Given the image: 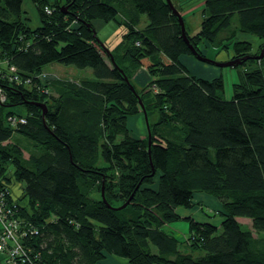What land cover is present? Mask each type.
Here are the masks:
<instances>
[{"label": "trees", "instance_id": "trees-1", "mask_svg": "<svg viewBox=\"0 0 264 264\" xmlns=\"http://www.w3.org/2000/svg\"><path fill=\"white\" fill-rule=\"evenodd\" d=\"M22 2L0 0V72L13 66L20 78L0 79V190L16 202L24 264H264V238L237 221L264 232V70L244 72L224 100L221 76L197 77L182 62L191 51L165 0H31L34 28ZM201 13L199 31L185 32L200 55L199 47L230 45L234 58L251 56L238 33L264 42V0H203ZM93 20L122 29L121 62L97 44ZM53 64L90 68L93 78L71 88L66 76L46 73ZM124 64L153 74L148 91L129 89ZM19 106L24 113L10 109ZM142 106L157 119L132 137L127 120ZM11 115L24 121L12 126ZM12 133L37 146L28 161L6 144ZM13 181L22 185L18 200ZM195 193L220 202V223L187 218L180 241L164 227L182 220L177 209H190ZM181 244L203 254H185Z\"/></svg>", "mask_w": 264, "mask_h": 264}, {"label": "rangeland", "instance_id": "rangeland-1", "mask_svg": "<svg viewBox=\"0 0 264 264\" xmlns=\"http://www.w3.org/2000/svg\"><path fill=\"white\" fill-rule=\"evenodd\" d=\"M187 1H189V2L194 1V3L191 5L192 7L189 8V10L185 14H183L181 12V9H180V6L178 5L177 0H175V4L179 10V13L181 14V16L184 20L188 34L190 36H192L199 31V25H200V22L202 20L201 11H202L203 4L201 2H198L197 0H187ZM189 2L183 5L184 9L188 8ZM21 12H25L24 15L29 19V23H30L31 27L34 28L39 24L37 11H36L34 5L32 4L31 0H23L22 6H21ZM144 19H145V17H144ZM238 34L236 36H238ZM240 35L241 36L238 37V39L242 40V42L240 44L244 45V48H247V49L249 48V50H250L249 54L251 56H249L248 59L243 60L237 66H233V67L229 66V67L219 68V67L214 66L210 63L201 62V61L197 60L192 54H191V56H189V58H186L187 60L189 59L192 62H189V61L185 62L189 73L192 75H195L197 77L205 78V79H212V78H216L218 76H221L222 80H223V91L220 94V96L224 100H230L231 99L232 93H233V84L239 82L240 75H242L244 72H247L250 70L252 71V69L254 67H260V68H262V70H264V52L261 54V49L264 45V42L260 41L259 39H257L255 36H253L251 34L242 33ZM96 36L98 37V39L102 43L105 42L104 40H103L104 41L103 42L102 39L99 38L97 31H96ZM243 36L247 37V39L243 38ZM116 38H117V40H115ZM119 41H120V35H116V36L113 35L109 38V41H107V43H104V44L107 45L108 49L113 54L115 61L121 62L120 57L125 55V53H126L125 50H126L127 45L121 46L122 49L120 51H118L116 45H113V42H114V44L116 42H118V45H119V43H120ZM199 48L201 51L200 53L203 56H205L208 59L213 60V61L226 62L228 60L236 59V58H234L232 47L230 45H228L227 49L220 50L219 53L215 52L216 50H214V51L212 50V51L208 52V50H209L208 49L206 52L202 49V47H199ZM112 54H111V56H112ZM103 55H104V58L108 60V58L106 57V55L104 53H103ZM259 55H261V57L257 58ZM259 63H260V66H257ZM120 65H123V64H120ZM54 67H58L59 70L54 69ZM63 67H69V68L73 69V72L68 74L66 71L63 70ZM124 67H126V73H128L130 75L129 81H128L129 85L126 83L129 86V89H130V87H132L133 90H135V89L136 90L138 89L139 91L142 89H145V91L149 90V89H147L148 84H149L150 80H152L154 78L153 74H151L150 71L138 68V67L133 66V65L130 66L128 64L126 66L124 64ZM45 70H46V73L48 75H51L52 77H55V78H62V77L67 75L68 77H66V78L70 80L69 85H71V88L74 86L75 81L80 83L81 79H85L86 77L87 78H93L92 71L90 68L78 69L74 66H65V65L53 64V65L47 66L45 68ZM56 95L57 94H55V95L52 94L50 98H57ZM138 100L141 102L140 98ZM48 104H49V109L51 111H53L55 109V106L57 103L53 102V100H50V102ZM63 104H65V102H61V105H63ZM141 104H142V102H141ZM142 107L145 110L144 106H142ZM10 109H12L14 112H23L24 113L23 107L21 108L20 106L19 107H12ZM140 111H141V114L139 113V114L135 115L136 117L135 116L130 117V118H128V121H127L129 133H130V136H132V137H137V136H141V135L146 136L147 135L146 122H145V115L147 117V114L145 111V115H144L142 109ZM148 119H149V122L156 121V119H157L156 113H153L149 118H147V124H149ZM6 144H8V145L11 144V146L14 147L12 149V153L15 151L20 152V156H21L22 160H24V161H28L29 157H31L32 154H35L38 150L37 146H35L34 143L26 140L24 137L20 136L17 133H12L11 139L9 141H7ZM116 176H118V175H116ZM17 187H18V191H16V192L18 194V197L20 198V196L22 195L21 190L19 189L18 185L15 186V188H17ZM103 189H104L103 185L100 187L99 191L93 189L92 194H91L93 196V198L98 199L99 196L102 195ZM206 197H208V196L198 194L195 197L196 204L199 207L200 206L204 207L203 208L204 212L202 215H204L205 217H208L210 222H212L214 224H219L220 223V220L218 218L219 214H218V210L216 208L220 207L219 206L220 202L218 200L217 201L213 200L210 197L209 198L211 199V201H208V198H206ZM121 201L123 202L122 199H121ZM110 204L113 206L114 205L117 206L120 204V201H118V200L110 201ZM124 208H121V210H123ZM196 212H197V210L195 211V213ZM196 215H199V212ZM192 217L194 219H196L195 214H193ZM238 219H239L238 222L241 223L245 229L249 228L252 231L253 237H255V239L260 240L259 239L260 237L264 238V232L258 233V234L253 232L249 219H246V218H238ZM164 230L168 233L173 234V236H175L180 241L184 240L188 234L187 220H181V221L178 220L176 222L170 223L169 225H165ZM179 249L183 253L191 254L194 257L203 254V252H201V250H191L189 247H186L184 244H181ZM106 263L107 264H124V260H122L120 258L117 259V257H115V258L109 257V260H106Z\"/></svg>", "mask_w": 264, "mask_h": 264}, {"label": "built area", "instance_id": "built-area-1", "mask_svg": "<svg viewBox=\"0 0 264 264\" xmlns=\"http://www.w3.org/2000/svg\"><path fill=\"white\" fill-rule=\"evenodd\" d=\"M8 68V72H0V79L8 77L9 81L20 83L19 76L15 74V68L13 66H8ZM5 100L6 97L0 89V102L4 103ZM7 121L13 126L17 122H23L24 120L22 118L17 119V116L11 115ZM15 206L16 202L7 201L4 191L0 190V254L3 255V264H24L26 260L17 240L22 221H18L15 218Z\"/></svg>", "mask_w": 264, "mask_h": 264}, {"label": "crops", "instance_id": "crops-1", "mask_svg": "<svg viewBox=\"0 0 264 264\" xmlns=\"http://www.w3.org/2000/svg\"><path fill=\"white\" fill-rule=\"evenodd\" d=\"M178 1V5L180 6V9H181V12L183 13V14H185L188 10H189V8H191L192 6V4L194 3V1H191V2H189V1H187V0H177ZM198 2H201L202 4H203V0H197ZM189 2V6H188V8L187 9H184V7H183V5L184 4H186V3H188ZM142 23H143V25L145 24V19H144V17L142 18ZM92 24H93V27H94V29H95V31H97L98 32V36H99V38H101L102 39V41L104 42V43H107V41H109V38L111 37V36H116V35H120L121 36V34L123 33V31H122V29L121 28H117V26L115 25V24H113L112 22H108V23H105V22H103V21H101V20H93L92 21ZM141 26H139V28H140ZM138 28V27H137ZM241 33H239L238 34V36H237V39H238V37L239 36H241L240 35ZM193 36V35H192ZM243 38H246L247 39V37H244L243 36ZM115 40H117V38L115 39ZM238 40H240V39H238ZM118 44V42H116L115 44H114V42H113V45H117ZM209 49V50H208ZM207 50H208V52H210V51H214V49H210V48H208ZM207 50H206V52H207ZM186 58H189V56H183L181 59H182V62L185 64V62L186 61H189V62H192L191 60H187ZM186 65V64H185ZM54 69H56V70H59V68L58 67H54ZM63 70L64 71H66L68 74L69 73H71V72H73V69H71V68H69V67H63ZM65 77V76H64ZM66 77H67V75H66ZM210 77V76H209ZM132 117H134V116H132ZM136 117V116H135ZM130 118V117H129ZM128 121V120H127ZM127 127H128V124H127ZM146 129H147V127H146ZM138 138H143L144 136H137ZM16 185H18L19 186V189H21V187H22V185L20 184V183H18V182H11V185L9 186V188H10V190H11V199H16V200H18V194H17V192L16 191H18V187L17 188H15V186ZM206 195V194H204V193H195L194 194V196H193V206L190 208V209H184V208H178L177 209V214L180 216V217H182V220H185V219H187V218H192L193 220H195L196 222H200V223H203V222H208V223H211L210 222V220L208 219V217H205L204 215H202L203 214V211H202V209L200 208V207H202V206H198L197 204H196V201H195V197L197 196V195ZM206 196H208V197H206V198H208V201H211V199H213V200H216L217 201V199H215L214 197H212V196H210V195H206ZM211 199H210V198ZM219 208H216L218 211H220L221 210V204L219 203ZM202 208H204V207H202ZM197 210V212L195 213V211ZM198 212H199V215H196V214H198ZM193 214H195V216H196V219H194L192 216H193ZM239 219H237V221H238ZM181 221V220H180ZM250 221V220H249ZM250 224H251V222H250ZM249 229V228H248ZM186 246V245H185ZM187 247V246H186ZM3 256L2 255H0V258H2ZM113 258H115V257H113ZM118 259V258H117ZM124 264H125V261H124Z\"/></svg>", "mask_w": 264, "mask_h": 264}, {"label": "water", "instance_id": "water-1", "mask_svg": "<svg viewBox=\"0 0 264 264\" xmlns=\"http://www.w3.org/2000/svg\"><path fill=\"white\" fill-rule=\"evenodd\" d=\"M165 2L169 5L172 14L177 18V22H178V24H179L180 31H181V36H182L183 40L185 41V43L188 45V47H189V49H190V51H191V54H192L197 60H199V61H201V62L210 63V64H212V65H214V66L219 67V68H223V67H229V66H231V67H233V66H237V65L240 64L243 60L248 59L249 56H245V57H243V58L232 59V60H228V61H226V62H218V61L210 60V59H208L207 57L200 55V54L195 50V48L190 44V42H189V40H188V38H187V36H186V33H185V32H186V29H185V25H184L183 18H182V16H181V14H180L179 11L174 7V5H173V3L171 2V0H165ZM93 37H94L95 41L97 42V44L100 46V48H102V49L105 51V53L110 57V60L113 62V58H112V56H111L109 50H108V49L103 45V43L98 39V37L96 36L94 30H93ZM263 52H264V45H263V47H262V49H261V54H262ZM260 57H261V55H259L257 58H260ZM124 81L129 85V82H128V80H127L126 77H124ZM130 89H131L132 91H134L132 87H130ZM139 103H141V102L139 101ZM38 106L41 107V110H42V116H44V114L47 112L46 105L43 103V104H38ZM142 111H143V113H144V115H145V110L143 109V107H142ZM145 122H146V127H148V124H147V117H146V115H145ZM149 145H150V139H149V135H148V146H149ZM102 196H103V192H102ZM129 200H130V199H129ZM129 200L126 201L121 207H119V209H120V208H124V207L128 204Z\"/></svg>", "mask_w": 264, "mask_h": 264}]
</instances>
